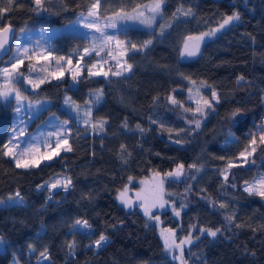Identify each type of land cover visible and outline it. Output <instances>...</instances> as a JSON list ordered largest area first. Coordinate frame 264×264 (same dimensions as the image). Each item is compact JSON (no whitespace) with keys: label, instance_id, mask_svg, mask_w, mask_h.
Returning a JSON list of instances; mask_svg holds the SVG:
<instances>
[{"label":"trees","instance_id":"trees-1","mask_svg":"<svg viewBox=\"0 0 264 264\" xmlns=\"http://www.w3.org/2000/svg\"><path fill=\"white\" fill-rule=\"evenodd\" d=\"M93 2L45 0L48 10L35 11L32 0H0V8L8 9L0 12V27L10 23L18 31L61 25ZM148 2L152 0H100L99 15L121 8L129 11ZM180 7L191 8L193 15L176 13ZM234 11L241 13L240 21L205 40L194 57L179 58L185 35L211 28ZM169 24L171 27H165L161 34V25ZM118 36L137 45L133 51L131 44L125 43V61L132 65L127 74L89 75L86 66L96 56L92 53L84 57L87 65L76 84L65 73L59 80L46 79L35 89L20 86L27 97L49 100L31 120L29 129L50 113L68 119L72 151H61L59 157L31 169L17 168L10 157L0 153V199L19 192L25 202L21 206L0 204V236L4 238L0 264L14 260L36 264L45 249L49 258L41 264H178L165 250L158 225L149 222L141 209L121 203L117 192L130 178L165 173L179 164L184 165L185 173L171 180L169 187L175 188L186 207L180 209L178 217L168 211L162 215L164 225L175 230L177 240L192 229L197 235L185 248L186 264H264V197L249 195L243 188L245 182L264 174V143L260 142L264 0H165L162 16L151 28L127 26ZM149 39L152 44L141 48ZM87 43L80 35L62 33L54 38L51 51L64 56ZM104 58L102 51L96 67L104 65ZM29 62L25 59L23 67ZM240 76L244 79L238 82ZM191 82L205 84L199 93L207 101L213 100L212 91L219 96L204 116L196 112V102L191 99ZM98 90L103 95L99 103L91 105L92 122L105 120L103 132H93L83 123V114L74 116L64 102L65 97H71L84 108ZM171 98L178 104H172ZM237 109L240 112L233 117ZM14 110L13 99L0 100V148L8 139ZM197 120L201 123L198 129ZM218 121L226 132L219 130ZM253 137L255 145L250 144ZM245 149L247 162L240 157ZM191 164L200 170L189 169ZM226 169L227 181L223 175ZM67 178H71L67 191L49 187ZM253 202L261 207L247 220H238L240 208ZM227 217L234 219L230 222ZM77 219L87 220L91 229L72 230ZM200 228L220 232L216 237L198 235ZM101 233L109 240L97 249L92 244ZM73 240L74 250L68 247Z\"/></svg>","mask_w":264,"mask_h":264},{"label":"snow or ice","instance_id":"snow-or-ice-1","mask_svg":"<svg viewBox=\"0 0 264 264\" xmlns=\"http://www.w3.org/2000/svg\"><path fill=\"white\" fill-rule=\"evenodd\" d=\"M165 0H152L150 4L145 5H136L130 12L125 11L124 8L119 9L117 12L113 14L112 18L109 19V23L104 24L101 26L97 22H89V18H95L96 20H99V8H100V0H94V3L91 4V6L88 8L87 15L83 16V19H80L78 17L77 21L70 22V23H76V24H82L83 27L94 29L95 32L100 33V43L99 45L96 44L97 37H92V43L93 47L90 49L88 47H85L83 49L84 54L91 55L93 52H95L97 55H99L100 51H103L106 46H108L111 43H115L118 48H123L125 43L131 44V50L135 51L137 50V45L135 43H131L130 41H120L117 40L114 36H110L107 34L106 29L112 28L116 29L118 27V21L126 22V21H138L139 23L151 28L152 25L156 21L157 16H162L163 13V4ZM32 3L34 4L35 11H47L48 9L45 7V0H32ZM8 9L0 8V12L7 11ZM176 13H180L183 16H191L193 15L192 9L188 8L187 10H184L183 7L177 8ZM176 13H173V17H176ZM241 19V13L239 11L232 12L231 15H224V18L222 21L218 24V27L215 29H210L207 32H202L198 36H188L185 38L183 42V51L181 53L182 56H195L200 51V44L205 40L207 37H212L217 34V32L221 31L222 29H225L227 26L233 24L234 21H240ZM165 27H171V24L165 26L161 25V34H163ZM21 33L25 32V29L20 30ZM12 26L6 25L2 28H0V53H6L9 49V39L12 35ZM41 34L47 32V29H40ZM37 44H39V41H36ZM152 44V40H146L143 42V44L140 46L141 48H147L149 45ZM46 51L45 46H41V53L37 57V61L39 62V59L48 60L52 53L51 51H47V55H44V52ZM127 49H124L120 52V56H124L126 54ZM29 48L26 46H22L20 43L19 38H16V50L13 52V55L9 57L10 66L0 68V77L3 78L4 83L6 85H12L14 82L20 83L23 82L24 79L27 80V83L31 85L34 88H38L40 84H43L46 82V78H40L38 80H33L32 73L35 71V66L32 64L28 65L27 72L29 73L28 77L24 76V72L21 71V65L23 64L25 59L32 60L33 57L29 55ZM18 53H22V55H18ZM109 56H111V51L107 53ZM114 58V57H113ZM55 63L58 68L61 67L60 62L65 60V57H58L54 58ZM81 59H83V56H81ZM67 64H71V58H68L66 61ZM77 67H79V64H77ZM95 67V65H92V67L87 68L89 75H103L108 76V72H93L92 69ZM132 69L131 64H127L126 66L122 67L120 71H117L115 73H112L115 76H121L124 72H129ZM41 71H46V69H41ZM69 71H71L69 69ZM50 75L54 76L57 80L61 79L64 75L63 70L59 72H52ZM78 76L77 72H72V78L73 80H76ZM244 77L240 76L238 78V82L240 80H243ZM103 95L102 90H98L95 93V97L93 100H89L85 102V110L83 112V123L85 125H88L90 129L93 132H103L105 130V124L106 121L103 119H100L96 121L95 123L92 122V108L91 105L99 103ZM213 100L211 101H204V105L206 108H211L212 105L219 100V96L215 91H212L211 93ZM0 97H2L4 100H8L10 97H14L17 104L20 105L15 109L17 113L21 111V107H24V105L21 104L22 100H27V97H24L21 95L20 91L14 87H9L6 90H0ZM65 104L69 105L71 108H74L77 113L80 112V105L76 104L71 97H65ZM42 102L37 101L35 105L31 101L27 104V109L31 111H35L36 108H38L41 105ZM172 104H178V101H176L174 98H171ZM196 112H202L201 108H197ZM240 112L239 109H237L235 112H233L231 115L235 117ZM21 123L23 121L21 120ZM155 123V121H153ZM189 123H193L190 121ZM195 128H200L201 123L199 120L195 121ZM69 125V121H60L57 122L55 127L57 128V131L54 133H49V136H55L56 139L54 141L55 147H52L48 144L47 138L42 134L40 137L35 138L32 141H24V143L27 144V147L25 148H19V144L17 143V138L9 139L7 143H5L2 148H0V153H2L3 156L10 157L17 168H23V169H31L39 167L40 164L44 161H51L56 157L60 156L61 151H72L71 145L68 143V136L71 133V128L67 127ZM127 125L125 124V127ZM139 128L140 126L137 125ZM161 128H163V124L160 125ZM64 130V131H61ZM143 131V129H141ZM13 132H17V129L13 127ZM19 134L22 136L24 135L23 129L19 130ZM179 143V141H177ZM260 142L264 143V125L261 126V132H260ZM256 140L255 137L252 138L250 141V144L255 145ZM43 145L48 148V151L41 152L40 146ZM125 146H121L123 149ZM256 151L255 147L252 148V152L254 153ZM247 152V149H245L244 152L240 153V157L245 158V162H247L245 153ZM251 155V153H249ZM229 168H231L233 165L231 161L229 162ZM189 169H197V171L200 170L196 164H191L188 166ZM185 173V168L183 164H179L175 171L169 172L165 174V178H176L183 176ZM194 178V177H193ZM227 169L224 173V179L227 181ZM131 179V178H130ZM246 183L245 191L248 192L249 195H258L260 197H264V174L258 176L257 178H254L252 183ZM69 185H71V178H67L64 181L56 180L55 182L50 184V188H56L61 187L65 191L68 190ZM39 187L43 188L45 185H40ZM235 187V185H233ZM169 195L164 190V178H160L157 174L155 178V182L149 193L145 196H141L139 193H137V200L140 201L139 207L143 209L144 215L147 216L149 219L159 220L158 216L152 215L153 209H164L166 206L171 204L172 210L175 212L176 216H180V210H178L175 206L174 202H170L168 200H165V196ZM50 198V197H49ZM118 198L120 199L121 203L125 204L127 207L131 208L134 206L133 201L127 197V188L125 187V190L119 193ZM9 201H12V204L9 205ZM24 199L21 197L19 192H16L14 196H9L8 200H2L0 199V204L6 205V206H21L23 205ZM186 205H181L180 209L182 210ZM220 207H226V205L221 204ZM227 219L231 222L234 217H227ZM72 230L74 231H82V230H90L92 225L87 221L83 219H77L72 224ZM203 231H207L208 234L212 237H216L218 232H220V229L211 230V229H202ZM161 236L163 238L164 242V248L166 251L173 252L178 251L181 264H184V251H185V245H191L193 242V238L191 234L188 236H185L179 240H177L175 230H162ZM108 236L101 233L99 235V238L93 241L92 246L99 249L106 245L108 243ZM75 240H73L71 243L68 244V247L72 250L75 248ZM4 244V238L0 236V247H2ZM29 249L34 251V246L29 245ZM47 249H45L43 252L40 253V257L44 259H48L49 257L46 255Z\"/></svg>","mask_w":264,"mask_h":264},{"label":"rangeland","instance_id":"rangeland-1","mask_svg":"<svg viewBox=\"0 0 264 264\" xmlns=\"http://www.w3.org/2000/svg\"><path fill=\"white\" fill-rule=\"evenodd\" d=\"M94 3V2H93ZM151 2L145 3V4H150ZM142 4V5H145ZM91 6V5H90ZM87 11L84 12H78L75 17L64 23L61 25H50V26H39V27H25V28H21V29H25L26 31L21 33V29H19L16 33V37L14 38L13 41V45H12V50L11 52L8 54V56L0 63V68L3 67H8L10 66V61H9V57L13 55V52H15L16 50V38H19L20 43L22 46H26L29 48L30 52L29 55H31L33 57L32 60H29V64H32L35 66V71L32 73V79L33 80H38L40 78H55L54 76L50 75V73L52 72H59L61 70H63L64 75L65 73H68L72 83L76 84V80H73L72 78V72H77L78 76L81 75L82 70L84 68L85 65H87L85 63V61L83 60L85 56H87V54H84L83 49L85 47L88 48H92L93 47V43H92V37L96 36L97 37V41L96 44L99 45L100 43V33L95 32L94 29H89V28H85L83 27L82 24H76V23H70V22H74L77 21L78 17L80 19H83V16L87 15ZM131 10H129L128 12H130ZM114 13L105 15V16H101L99 20H96L95 18H89V22H97L99 23L101 26H103L104 24L109 23V19L108 18H112ZM158 17V16H157ZM156 17V18H157ZM118 27L116 29H112V28H107L106 32L108 35L110 36H114L117 40L120 41H125L124 39L119 38L118 33L120 30H122L123 28L127 27V26H141V27H146L147 26L139 23L138 21H126V22H122V21H118ZM220 23V22H219ZM218 23V24H219ZM218 24L211 27V28H207L204 31H201L199 33H193V34H187L183 37L181 44H180V48H179V58L180 59H189L192 58L194 56H182L181 53L183 51V42L185 40L186 37L188 36H198L200 33L202 32H207L210 29H215L216 27H218ZM47 29V32L41 34L40 29ZM223 30V29H222ZM221 30V31H222ZM219 31V32H221ZM217 32V34L219 33ZM62 33H71V34H75V35H80L84 38H86L88 40V43L85 44V46L80 47L77 51H74L70 54L64 55V56H59L56 55L55 53H53L51 51V47L53 45V40L54 38ZM216 34V35H217ZM215 35V36H216ZM215 36L212 37H207L205 38V40L213 38ZM204 40V41H205ZM36 41H39L40 43L37 44ZM203 41V42H204ZM202 42V43H203ZM202 43L200 44V47L202 45ZM41 46H45L46 51L44 52V55H47V51H51L52 56L48 59V60H44V59H39V62L37 61V57L40 55L41 53ZM125 49V45L123 48H118L117 45L115 43H111L108 46H106L104 48L103 51H105V58H104V65L100 66V67H96V64L101 62V52H99V55H97L95 52V57L92 58V62L90 65H87L86 67H92V65H95V67L92 69L93 72H108L109 75L112 73H115L117 71H120L122 69V67L126 66L128 63L125 61V55L124 56H120V52L123 51ZM111 51V56H109L107 53ZM18 55H22V53H18ZM81 56H83V59H81ZM58 57H65L64 61L60 62L61 67L58 68L56 63H55V59L54 58H58ZM114 57V58H113ZM68 58H71V64H67L66 61ZM23 67L24 64L21 65V71L24 72V76L28 77L29 73L27 72V68L28 65ZM77 64H79V67H77ZM46 69V71H41V69ZM69 69L71 71H69ZM128 72H124L123 74H127ZM63 75V76H64ZM92 76H103V75H92ZM105 77V76H103ZM107 77V76H106ZM205 84L203 83H194L191 82L189 84V90L191 92V99H193L196 102V109L199 107L202 109V112H199L201 114V116L205 115V112L207 110V108L204 105V101H206L205 98H203L201 96V93H199V90L201 88L204 87ZM20 86H23L24 88H29V89H35L34 87H32L31 85H29L27 83V80L24 79L23 82L20 83H16L14 82L12 85H6L4 83V80L2 77H0V90H6L9 87H14L16 89H18L21 93L22 96L27 97L25 94L22 93V91L20 90ZM9 99H13L15 101V109L17 107H19L20 105L17 104L16 100L14 99V97H10ZM8 99V100H9ZM1 101H5L2 97H0ZM31 101L33 103V105L36 104L37 101L42 102L41 105L36 108L35 111H31L27 109V104L28 102ZM65 101V99H64ZM49 103V100L46 98H32V97H27V100H22L21 104L24 105V107H21V111L19 113H17L14 110V115H13V120H12V126L10 127L9 130V136L8 139H13L14 137L17 138V143L19 144V148H25L27 147V144L24 143V141H32L37 137H40L42 134L47 138L48 144L51 145L52 147H55L54 145V141L56 139L55 136H49V133H54L57 131V128L55 127V125L57 124V122L60 121H69L66 118H62L60 117L58 114L56 113H50L48 114V116L43 119L42 121H40L34 129H29V125L31 120L36 117L38 115V113L44 108L46 107V105ZM68 107V105H67ZM69 109L71 111V113L76 116L79 117L81 114H83L85 107L84 108H80V112L77 113L76 110L74 108H71L69 106ZM21 120L23 121V123H21ZM218 128L220 131L222 132H226L225 129L221 126L220 122L218 121L217 123ZM13 127H15L17 129V132H13ZM69 127V125L67 126ZM23 129L24 131V135H20L19 134V130ZM64 131V130H61ZM6 141V143H7ZM40 151L41 152H45L48 151V148L41 145L40 146ZM177 168V167H176ZM176 168H174L171 171H166L165 173H161V172H152L147 176L141 177L139 179H129L117 192V199L120 201V199L118 198L119 193L125 190V187L127 188V197L130 198L133 201L134 206L136 208H139L143 211L142 208L139 207V203L140 201L137 200V193H139L141 196H145L149 193V191L151 190V188L154 185L155 182V178L157 176V174L159 175L160 178H164V190L166 193H168L169 195L165 196V200H168L170 202H174L175 206L178 210H180V206L183 204L182 201H180V198L177 197V195L174 193L173 189L175 188H170L169 185L171 186V180L173 179H179L180 177H176V178H165V174L169 173V172H173L176 170ZM225 173V172H224ZM223 173V175H224ZM253 182V181H252ZM252 182H248L249 184ZM246 187V183L243 184V188L245 189ZM14 196V195H13ZM263 197H260V199L262 200ZM8 200V198H7ZM9 203H12V201H9ZM125 205V204H124ZM126 206V205H125ZM127 207V206H126ZM131 207V208H133ZM261 207V203L259 202H253L249 205H244L240 208L238 214H237V218L238 220L245 221L248 218L251 217L252 213L256 210H258ZM129 208V207H128ZM168 211L170 212V214L174 217H178L175 215V212L172 210L171 204H169L168 206H166L164 209H153L152 210V215L153 216H158L159 220H154V219H149L147 216V220L149 222H154L158 225L159 229H160V233L162 230H170L169 228H167L164 225V221L165 218L162 215L163 212ZM144 213V211H143ZM202 229H207V228H200L198 230V235H209L207 231H201ZM213 230V229H211ZM216 230V229H214ZM194 229H192L190 231L189 234H191L193 241L196 239V234H194ZM176 234V233H175ZM188 234V235H189ZM187 235V236H188ZM189 246V245H185V248ZM4 247V245L2 247H0V249H2ZM169 252V251H168ZM170 255L177 261L178 264H181L180 259H178L179 257V252L178 251H173V252H169ZM183 259H184V264H186L185 261V256L183 255ZM48 259H44L42 257H39L36 261V264H41V263H45L47 262ZM10 264H19L17 261H13Z\"/></svg>","mask_w":264,"mask_h":264},{"label":"water","instance_id":"water-1","mask_svg":"<svg viewBox=\"0 0 264 264\" xmlns=\"http://www.w3.org/2000/svg\"><path fill=\"white\" fill-rule=\"evenodd\" d=\"M10 23H6V24H4L3 26H1L0 28H2V27H4V26H6V25H9ZM11 26H12V30H13V32H12V35H11V37H10V39H9V49L10 50H8L6 53H0V62L11 52V50H12V45H13V41H14V38H15V36H16V33H17V28H16V26L15 25H13V24H10Z\"/></svg>","mask_w":264,"mask_h":264},{"label":"built area","instance_id":"built-area-1","mask_svg":"<svg viewBox=\"0 0 264 264\" xmlns=\"http://www.w3.org/2000/svg\"><path fill=\"white\" fill-rule=\"evenodd\" d=\"M262 119H264V117L262 116ZM262 125H264V120H263V123H262Z\"/></svg>","mask_w":264,"mask_h":264}]
</instances>
